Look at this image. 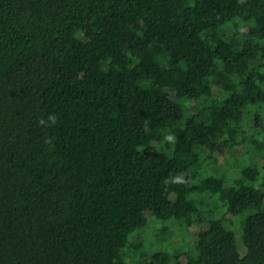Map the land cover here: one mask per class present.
Listing matches in <instances>:
<instances>
[{
  "label": "trees",
  "instance_id": "obj_1",
  "mask_svg": "<svg viewBox=\"0 0 264 264\" xmlns=\"http://www.w3.org/2000/svg\"><path fill=\"white\" fill-rule=\"evenodd\" d=\"M0 264H264V0H0Z\"/></svg>",
  "mask_w": 264,
  "mask_h": 264
},
{
  "label": "rangeland",
  "instance_id": "obj_2",
  "mask_svg": "<svg viewBox=\"0 0 264 264\" xmlns=\"http://www.w3.org/2000/svg\"><path fill=\"white\" fill-rule=\"evenodd\" d=\"M169 92V95L174 99L175 98V92L174 91H171V90H169L168 91ZM252 126H254V124H253V120H252ZM258 131V130H257ZM247 150H248V147H243V148H240L239 149V152H240V154H244L245 152H247ZM215 156H216V158H218V160H219V164L220 165H225L226 164V160L230 157V156H232V155H235V154H231V153H226L225 151H221L220 153L218 152V154H214ZM206 165H208V167H210V166H212L213 165V163H207ZM218 175V174H217ZM219 176V175H218ZM221 177V176H220ZM206 202H207V200H206ZM210 204H211V201H210ZM207 209H210V207H208ZM207 209H205V212H208L207 211ZM148 216H150V214H147ZM226 218H228V219H230L231 217H230V215H227L226 216ZM244 218H245V215H240V216H236V217H234V223H233V226L232 225H230V226H228V228L229 229H231V230H233L234 232H235V234H236V237L238 238L240 235H241V233H242V229L240 228L241 227V222L244 220ZM171 224V222L169 223V222H166V223H164V222H162V221H158L157 219H155V218H152V219H148V226H147V228L149 229L150 227L152 228V230L154 231V230H159V229H161L164 225H170ZM146 228V229H147ZM208 228V224L207 223H202V224H196L195 225V227H193L192 229H191V234H192V236L190 235V238L188 239V241H187V245L189 246H193L194 245V243H195V241H196V238H197V233L200 231V230H203V229H207ZM176 231L177 230H175V229H172V231H170L169 232V235H167L168 237H171V236H174L175 234H176ZM162 243V245H164L165 244V242H166V238H165V240H162L161 241ZM181 244H183V238L182 237H176V240H175V245L176 246H178L179 248H182V245ZM180 245V246H179ZM184 245V244H183ZM184 249H186V246H184L183 247ZM171 249V251H174V248L173 247H171L170 248ZM170 249H168V250H170ZM156 250H159V247H158V245H157V247H156V249H155V251ZM164 251H166V250H164ZM246 253V250H245V248H242L241 249V254L242 255H244Z\"/></svg>",
  "mask_w": 264,
  "mask_h": 264
},
{
  "label": "clouds",
  "instance_id": "obj_3",
  "mask_svg": "<svg viewBox=\"0 0 264 264\" xmlns=\"http://www.w3.org/2000/svg\"><path fill=\"white\" fill-rule=\"evenodd\" d=\"M48 121H50L51 123L55 124V122H56V117H55L54 115H51V114H50V115L48 116ZM40 123H41V124H44V123H45V120L42 119V120L40 121Z\"/></svg>",
  "mask_w": 264,
  "mask_h": 264
}]
</instances>
